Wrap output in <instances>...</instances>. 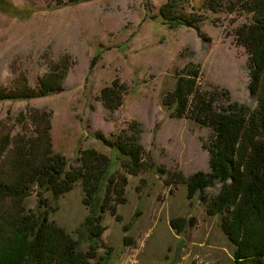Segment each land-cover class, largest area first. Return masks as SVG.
I'll use <instances>...</instances> for the list:
<instances>
[{
  "label": "rangeland",
  "instance_id": "obj_1",
  "mask_svg": "<svg viewBox=\"0 0 264 264\" xmlns=\"http://www.w3.org/2000/svg\"><path fill=\"white\" fill-rule=\"evenodd\" d=\"M243 1L0 0V88L18 80L33 88L53 67L64 72L57 94L0 102V138L34 136L33 112L47 113L53 153L69 167L77 165L80 151L93 149L108 160L109 174L126 178L125 202L113 215L104 214L105 230L91 242L81 234L87 212L80 182L56 200L44 192L54 212L39 206L35 192L25 199L27 210L54 221L82 252L93 245L88 264H231L221 216L205 213L206 201L221 184L214 181L188 201L186 185L176 178L209 172L204 146L211 131L175 118L163 100L175 86V73L196 69L197 89L217 92L218 105L226 104L221 94L226 91L230 101L254 108L246 55L233 40L234 30L252 17L241 9ZM165 3L172 5L167 15L190 21L193 28L163 17L159 9ZM114 80L125 90L120 107L109 112L98 97ZM134 122L138 127L132 130ZM133 131L144 150L139 159L145 168L136 176L124 169L127 158L100 139L113 141ZM175 218L185 221L178 233L169 226Z\"/></svg>",
  "mask_w": 264,
  "mask_h": 264
},
{
  "label": "trees",
  "instance_id": "obj_2",
  "mask_svg": "<svg viewBox=\"0 0 264 264\" xmlns=\"http://www.w3.org/2000/svg\"><path fill=\"white\" fill-rule=\"evenodd\" d=\"M242 5L252 17L234 30L233 40L246 55L247 90L255 99L254 108L230 101L226 91L221 92L226 104L218 105L217 92L197 89L196 69L185 70L184 76L175 73V86L163 104L174 108L175 118H188L211 131L204 146L209 172H196L187 179L176 176L178 183L186 185L188 201L219 181L220 189L206 201L205 213L221 216L219 229L232 246L231 264H264V0H244ZM171 6L165 3L159 13L174 17L167 15ZM214 8L208 4L210 11L215 12ZM174 18L178 24L193 28L190 21ZM56 68L40 78L36 87L18 80L12 88H0V102L27 101L61 92L64 72ZM124 90L125 86L116 85L114 80L100 91L98 99L113 112L120 107ZM31 117L34 136L0 138V264H88L94 256L93 245L82 252L77 240L54 221L27 210L25 199L35 192L39 206L54 212L44 192L56 200L80 182L87 212L80 225L85 233L81 234L91 242L105 230L101 224L104 214L113 215L116 206L125 202L126 178L120 173L109 174L108 160L93 149L80 151L77 165L69 167L63 156L53 153L50 115L34 111ZM133 126L132 130L138 124ZM138 133L120 134L113 141L100 136L106 147L116 148L127 158L123 167L132 176L145 168L139 159L144 150L137 144ZM9 145L10 161L3 163ZM120 219L115 217L117 222ZM184 223L183 218H175L169 226L178 233ZM127 229L124 226L123 231Z\"/></svg>",
  "mask_w": 264,
  "mask_h": 264
}]
</instances>
